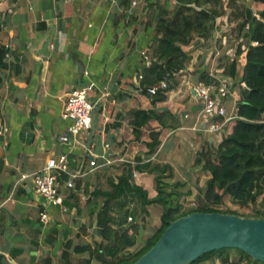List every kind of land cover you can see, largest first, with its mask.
Listing matches in <instances>:
<instances>
[{
    "label": "crops",
    "instance_id": "0c3cea01",
    "mask_svg": "<svg viewBox=\"0 0 264 264\" xmlns=\"http://www.w3.org/2000/svg\"><path fill=\"white\" fill-rule=\"evenodd\" d=\"M222 1L225 6L229 0ZM239 1L235 0L238 6ZM176 3L0 0V44L8 49L7 66L0 70V125L6 128L0 135V264H44L46 258L51 264H98L94 253L74 249L90 244L94 250L96 243H106L96 226L101 198L91 194L94 189H107L108 180L118 181L125 170L132 175L131 183L153 198L157 192L151 166L166 164L170 168L166 174L172 175L165 179L168 190L180 192L182 200L198 196L209 177L197 163L198 153L215 149L226 124L219 131L206 130L208 121L196 91L202 83L196 71L207 69L211 75L225 78L230 90L222 104L227 115L234 116L238 87L233 85L235 79L222 75L225 58L221 57L225 54L231 60L236 56L238 46L224 47L226 20L232 22L235 9L228 5L216 17L207 38L194 34L189 43L181 44L187 53L186 70L173 73L166 98L158 100L159 96L146 89L159 84L160 77L148 86L140 82L143 69L149 66L144 54L152 61L155 36L161 37L156 32L159 20L169 19ZM47 36L49 53L44 56L42 44ZM242 68L239 56V74ZM172 83H176L174 88ZM81 87L91 100L98 101L94 124L102 127L95 131L90 148L86 147L90 127L79 137L61 139L70 124L62 117L63 104L72 89ZM139 108L167 114L161 116V123L151 118L136 135L130 121L131 112ZM151 130L159 131L160 142L148 156ZM62 154L68 165L58 178L63 204H47L34 192L32 177L49 158ZM92 159L96 166L89 165ZM148 161V169L136 167ZM69 179L78 187L69 189ZM173 184L177 187H171ZM132 198L134 202L128 206L139 210V198L128 194L126 205L117 206L114 213L127 208V199ZM145 209L147 221L153 212L160 215L161 205L149 204ZM42 210L49 213L47 224L39 221ZM68 242L69 262L62 258Z\"/></svg>",
    "mask_w": 264,
    "mask_h": 264
},
{
    "label": "trees",
    "instance_id": "16d2710c",
    "mask_svg": "<svg viewBox=\"0 0 264 264\" xmlns=\"http://www.w3.org/2000/svg\"><path fill=\"white\" fill-rule=\"evenodd\" d=\"M176 1L171 17L167 20H159L156 32H161V37L155 36L156 44L151 51L152 61L165 65H181L187 57L181 44L189 43L194 34L207 38L214 29L216 17L222 15L228 5L232 4L235 9L234 16H242L237 28L245 32L243 35L246 40L243 42V47L238 46L236 56L231 60L225 54L221 57L225 58L222 63L224 67L222 75L235 79L233 85L238 87L236 112L226 122V132L215 149L201 150L198 153L197 163L203 170L209 172V177L196 197L195 206L191 208L183 206L177 201L181 193L168 190L169 183L165 179L172 175L171 172L166 174L170 169L166 164L151 166L157 192L153 198L148 197L142 187L131 183L127 170L123 171L118 181L109 179L107 189H94L91 195L94 198H101L96 213V226L106 243H96L94 250L90 244L77 246L74 250L78 252L88 250L94 253L98 264L104 263L101 253L105 247L107 264H131L158 240L170 221L193 211H218L241 215L230 209H220L225 196L238 206L259 202L260 206L264 207V0H252L256 11L247 6L239 7L235 0H229L225 6L222 0ZM7 53L8 49L0 44V70L7 66ZM239 56L243 59L240 74L237 70ZM159 74V67L150 63L143 69L140 82L147 86L156 83ZM196 75L197 80L203 84L218 85L219 83V78L211 75L207 69L197 70ZM171 86L174 88L176 83H172ZM146 90L148 92V89ZM131 113L133 118L130 124L136 135L141 133V128L151 118H157L161 123V116L167 114L140 108ZM219 118L218 116L215 119ZM159 134V131L155 130L149 132L151 140L146 144L148 148L146 155L150 156L158 147ZM149 166L148 161L136 167L141 170L148 169ZM176 185L173 184L171 187ZM77 187L76 185L75 188ZM128 194L139 198L141 208L137 210L129 207L130 201L134 202L132 198L127 199V208L124 207L123 211L119 210L117 214L114 213L117 206L122 208L126 205ZM149 204L161 205L159 215L161 224L150 237L140 243L144 214L147 212L145 208ZM128 216L134 218L133 221L128 222ZM250 217H264V213L257 209ZM68 247L69 242L62 252V258L67 262L70 261L69 252L66 250ZM232 249L221 248L209 251L188 264H202L205 261H212L211 259L214 264H264L252 259L240 249H234L237 254L232 258L230 256ZM216 259L217 263H215ZM42 263L51 264V260L46 258Z\"/></svg>",
    "mask_w": 264,
    "mask_h": 264
},
{
    "label": "water",
    "instance_id": "95a60500",
    "mask_svg": "<svg viewBox=\"0 0 264 264\" xmlns=\"http://www.w3.org/2000/svg\"><path fill=\"white\" fill-rule=\"evenodd\" d=\"M49 40L50 36H47L42 44L41 54L44 56L49 53ZM151 62L159 67V77L166 83V87L156 90L158 100H164L170 87L169 79L174 72L186 70V66L184 63L164 66L156 61ZM191 91L195 94L194 89ZM200 102L202 107L201 99ZM97 111L94 108L91 112L87 148H90L95 131L102 130V127L94 124ZM221 248L240 249L252 259L264 262V217L193 211L170 221L158 240L131 264H188L204 253ZM101 255L103 264H107L106 248Z\"/></svg>",
    "mask_w": 264,
    "mask_h": 264
},
{
    "label": "built area",
    "instance_id": "2783aa9c",
    "mask_svg": "<svg viewBox=\"0 0 264 264\" xmlns=\"http://www.w3.org/2000/svg\"><path fill=\"white\" fill-rule=\"evenodd\" d=\"M144 59L146 64L150 65L151 61L145 54ZM160 87H166V83L161 81L159 84L152 85L147 89L150 94H156V90ZM229 90V85L225 78L220 77L218 85L202 83L197 87L196 91L203 101L202 112L208 121L206 122L207 131L215 132L222 130L226 122L230 119L222 104L223 99L228 96ZM97 102L91 100L86 89L82 87L72 89L68 93L63 104L62 117L69 119L70 124L67 126L68 132L61 135L62 140L67 141L71 137L74 139L85 134L86 129L89 127L91 112ZM218 116L220 118L215 119ZM5 131L6 128L0 125V135H3ZM88 156L92 158L93 154L89 153ZM89 165L96 166V163L92 159ZM67 168V156L62 154L59 157L49 158L45 165L33 174V189L40 197L45 199L47 204L59 206L63 204V198L58 190V178L61 173L67 172ZM66 186L71 189L75 187V183L72 179H69L66 181ZM127 220H132V217L128 216ZM39 221L43 224L49 222V213L46 210L39 212Z\"/></svg>",
    "mask_w": 264,
    "mask_h": 264
},
{
    "label": "rangeland",
    "instance_id": "374dc122",
    "mask_svg": "<svg viewBox=\"0 0 264 264\" xmlns=\"http://www.w3.org/2000/svg\"><path fill=\"white\" fill-rule=\"evenodd\" d=\"M239 2H240L239 7H244V6L246 7L247 6V7H251L254 11H256L252 0H240ZM241 19H242V16L238 15V16L233 17L232 22L229 19L226 20L229 23L230 22L231 23L226 24V27H227V32H226L227 44L224 47L228 48V44H230L233 48H235V47L241 45L246 40L245 36L243 35V31L240 33L239 29L237 28V23L240 22ZM234 51H235V49L232 50V52H234ZM177 201H178V203L183 204L185 207H188V208L195 206V204L197 202L196 197H192V198L189 197V198H185L184 200H182V198H179ZM180 201H182V202H180ZM220 209L221 210H229L230 209V210L235 211L241 215H247V216L253 215L257 211V209L262 210L264 213V207L260 206L259 202L257 204L248 205V206H238L236 204H233L229 200L228 196H225L223 204L220 205ZM133 219L130 221H133ZM137 219L139 221V217H137ZM144 219H145V217H144ZM146 220L147 221L144 220L143 224H142L144 230H143V233L140 234V237H139L140 243H143L144 239L146 240L148 237H150L154 233V230L161 224L159 215L156 214L155 212L151 213V215ZM130 221L128 220V222H130ZM236 254L237 253L234 249H232L230 251V256L232 258H234L236 256ZM211 260L213 261V259H211ZM212 261H205L202 263L203 264H207V263L208 264H214ZM217 262H218V260L216 259L215 263H217Z\"/></svg>",
    "mask_w": 264,
    "mask_h": 264
}]
</instances>
